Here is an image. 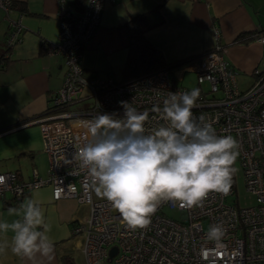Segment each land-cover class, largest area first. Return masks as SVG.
Returning a JSON list of instances; mask_svg holds the SVG:
<instances>
[{
  "label": "built area",
  "instance_id": "obj_1",
  "mask_svg": "<svg viewBox=\"0 0 264 264\" xmlns=\"http://www.w3.org/2000/svg\"><path fill=\"white\" fill-rule=\"evenodd\" d=\"M106 1L84 0L77 8L58 0L57 39L44 45L48 53L63 57L66 69L60 88L48 101V114L39 119L48 158L47 177L41 179L34 173L30 181H23L13 172L0 173V197L7 192L19 202L31 189L49 185L53 200L74 199L86 205L87 216L71 230L82 235L80 251L85 264L101 260L111 264H264V70L254 68L253 82L240 88L221 46L185 65L195 74V88L200 89L193 112L212 123L218 135H231L238 141L237 159L245 190L254 196L255 203L238 205L233 175L227 194L210 192L202 204L192 208L162 201L149 225L133 230L106 199L95 196L86 170L79 169L73 159L74 146L84 142L82 122L103 113L122 117L124 101L139 112L149 113L145 128L151 131L166 123L153 108L162 107L169 92L191 90L178 84L168 67L125 81L85 74L81 52ZM0 9L10 12L13 1L0 0ZM9 23L6 44L11 47L21 28L18 23ZM256 40L264 46V33ZM202 84L207 88L202 89ZM166 210H176L179 219L169 217ZM216 225L223 230L219 241L208 235ZM112 247L116 253L109 258Z\"/></svg>",
  "mask_w": 264,
  "mask_h": 264
},
{
  "label": "crops",
  "instance_id": "obj_2",
  "mask_svg": "<svg viewBox=\"0 0 264 264\" xmlns=\"http://www.w3.org/2000/svg\"><path fill=\"white\" fill-rule=\"evenodd\" d=\"M12 1L10 12L0 9V56L7 52L6 59H0V173L13 172L23 181H30L34 173L46 179L48 158L39 127L43 116H38L60 88L66 69L63 57L48 53L44 45L57 39L58 0ZM64 1L77 8L84 2ZM138 15H144L148 22L147 40L166 63L173 64L168 68L178 84L182 73L190 71L185 65L198 61L216 45L223 47L224 58L237 77L247 79V86L253 82L254 68L264 70V46L256 39L236 41L242 34L264 30V0H108L81 52L86 75L125 81V24ZM9 21L21 28L11 47L6 44ZM28 199L40 202L53 251L47 256H17L11 251L12 233H0V243L9 241L0 253V264H63L64 257L69 259L65 264H77L83 257L82 242L71 230L74 222L87 216L88 207L74 199L53 200L51 187L46 185L31 189L17 205H12L10 194L5 192L0 197V221L11 223L17 217L8 210L19 208Z\"/></svg>",
  "mask_w": 264,
  "mask_h": 264
},
{
  "label": "clouds",
  "instance_id": "obj_3",
  "mask_svg": "<svg viewBox=\"0 0 264 264\" xmlns=\"http://www.w3.org/2000/svg\"><path fill=\"white\" fill-rule=\"evenodd\" d=\"M199 97V88L169 92L162 107L153 108L166 123L151 131L145 128L149 113L124 101L122 117L103 113L82 122L84 142L74 146L73 159L86 170L95 194L111 204L129 229L147 227L162 201L192 208L210 192L230 191L238 141L218 135L203 115H194ZM8 211L17 218L0 221V233H12L15 255L32 258L53 251L38 200L28 199ZM222 234L219 225L208 233L216 241ZM8 246L5 239L0 253Z\"/></svg>",
  "mask_w": 264,
  "mask_h": 264
},
{
  "label": "trees",
  "instance_id": "obj_4",
  "mask_svg": "<svg viewBox=\"0 0 264 264\" xmlns=\"http://www.w3.org/2000/svg\"><path fill=\"white\" fill-rule=\"evenodd\" d=\"M14 7V3H13ZM149 28L148 22L144 15H138L131 18L125 24V30L128 37L127 45V59L123 66L124 80L136 78L140 75L164 68L171 67L169 63H166L163 56L145 37V32ZM263 31H255L252 33L240 35L236 41L248 42L251 39H256L257 35ZM246 35V36H245ZM8 50V49H7ZM7 52L0 56V59L5 60ZM252 76V73H251ZM47 109L38 116L39 118L48 114ZM12 205H17L18 201H15L11 197ZM75 222L73 223V225ZM65 264L69 261L68 258L64 257Z\"/></svg>",
  "mask_w": 264,
  "mask_h": 264
},
{
  "label": "rangeland",
  "instance_id": "obj_5",
  "mask_svg": "<svg viewBox=\"0 0 264 264\" xmlns=\"http://www.w3.org/2000/svg\"><path fill=\"white\" fill-rule=\"evenodd\" d=\"M238 80V84L240 86V88L244 89L247 86V79L243 78L242 76H238L237 77ZM180 85L186 88H190L193 89L195 87H197V83H196V79H195V74L191 71H184L182 73V77L180 80ZM202 89L207 88L206 84H202L201 85ZM75 107H80L78 105H76ZM233 167L236 169L234 175H235V185H236V199L238 201V205L240 207H249L252 206L255 203V198L251 193H248L245 190V185H244V179H243V172H242V168L241 165L238 161V159H236L235 164L233 165ZM94 192V189H93ZM95 194V192H94ZM96 197H98L95 194ZM165 213L169 216L172 217L174 219H179V214L176 210H166ZM77 237L81 238V242L83 240L82 235L81 234H77ZM77 264H85V261L83 259L82 256H80L77 259ZM97 264H111V262H108L106 260H101L99 261V263Z\"/></svg>",
  "mask_w": 264,
  "mask_h": 264
},
{
  "label": "water",
  "instance_id": "obj_6",
  "mask_svg": "<svg viewBox=\"0 0 264 264\" xmlns=\"http://www.w3.org/2000/svg\"><path fill=\"white\" fill-rule=\"evenodd\" d=\"M116 253V247H112L109 251V258H111Z\"/></svg>",
  "mask_w": 264,
  "mask_h": 264
}]
</instances>
